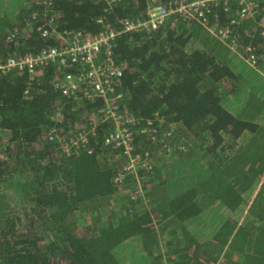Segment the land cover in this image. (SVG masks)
<instances>
[{
    "label": "trees",
    "instance_id": "obj_1",
    "mask_svg": "<svg viewBox=\"0 0 264 264\" xmlns=\"http://www.w3.org/2000/svg\"><path fill=\"white\" fill-rule=\"evenodd\" d=\"M193 1L0 5V64L113 30L122 70L107 101L64 92L80 62L0 69V264H264V183L241 220L264 176V40L246 36L252 22L232 26L253 68L227 42L201 40L200 11L124 31ZM227 2L208 27L228 25ZM115 117L128 152L111 138Z\"/></svg>",
    "mask_w": 264,
    "mask_h": 264
},
{
    "label": "built area",
    "instance_id": "obj_2",
    "mask_svg": "<svg viewBox=\"0 0 264 264\" xmlns=\"http://www.w3.org/2000/svg\"><path fill=\"white\" fill-rule=\"evenodd\" d=\"M227 1L228 0H195L189 4H181L175 10L159 5L150 11L149 19L143 23L126 21L124 23V31H131L141 27L155 30L162 25L172 13L187 12L192 16L194 15V11H200L199 16L202 18V24L208 31L221 41L228 42L230 48L244 58L249 66L257 68L259 61L254 47L250 43L243 44L240 35L233 37L232 26H240V31L246 22H252V25L255 26V30L254 32H248L246 36L248 38H255L256 35H259V37L264 40V17L262 18V16H264V0H230V2L237 5L235 8L237 18L232 19L225 27H220L218 23L212 28L208 27L206 25V13L211 12L220 2H223L226 6L225 10H228L230 3ZM120 32L121 31L114 32L111 30L106 34L95 37L75 34L71 37L68 46L62 51L52 48L43 50L36 56L26 55L21 59H9L6 64H0V69L5 71V68H12L15 66L19 68H23L26 65L35 66L43 61H54L56 58H59L62 64L67 60H70L72 63L80 62L81 68L78 69L77 74H69L66 76L64 92L68 94L71 90H81L82 88L87 95L103 97L108 101L110 94L114 93L116 90V80L122 77V70L115 64L111 53L112 40H114ZM107 114H111L109 110ZM115 119L117 121V132L111 136V138L118 139V145L122 142L127 145L126 150L128 152L131 147L126 144V136L129 138L130 134L126 129H120L122 126H125V122L120 123L121 117H115ZM127 122H133V119L128 118ZM79 136L83 138V135ZM110 140L111 139L108 138L107 142H110ZM136 162L137 160L133 158L126 170H133ZM121 179L122 176L117 178L116 181Z\"/></svg>",
    "mask_w": 264,
    "mask_h": 264
},
{
    "label": "rangeland",
    "instance_id": "obj_3",
    "mask_svg": "<svg viewBox=\"0 0 264 264\" xmlns=\"http://www.w3.org/2000/svg\"><path fill=\"white\" fill-rule=\"evenodd\" d=\"M17 2H18V0H0V5H2V6H7V8L4 7V8H6V9H11L12 7L15 6V3H16V5H17ZM15 7H16V6H15ZM202 34H203L202 36L200 35L201 40H202V41H205V42H207V43L210 42V41H211V42H215V41L218 40V39H217L215 36H213L212 34L209 35L210 33H207V31H206V33L203 32ZM196 44H198V42H196ZM238 56H239V55H238ZM240 57H241V56H240ZM246 64H247V63H246ZM247 65H248V64H247ZM248 66H249V65H248ZM167 158H168V157H167ZM134 171H136V170H134ZM139 181H141V179H140ZM263 183H264V176H262V178L260 179L259 184L256 185V188L254 189V191H253V193H252V195H251L249 201L247 202L246 209H245V211H244V214H243L241 220H243L245 214H246L248 211L251 210L252 205L255 203V201H257L258 196H259V192H260V190H261V188H262ZM155 225H156V224H155ZM156 226H157V225H156ZM85 236H88V232H86V235H85Z\"/></svg>",
    "mask_w": 264,
    "mask_h": 264
},
{
    "label": "clouds",
    "instance_id": "obj_4",
    "mask_svg": "<svg viewBox=\"0 0 264 264\" xmlns=\"http://www.w3.org/2000/svg\"><path fill=\"white\" fill-rule=\"evenodd\" d=\"M235 18H237V14L236 13H234V15L231 17V19L229 20V22L232 20V19H235ZM199 22H201V24H202V21H199ZM228 22V23H229ZM249 22H246L245 24H248ZM202 26L204 27V29L207 31V33H210L209 35H211L212 33L210 32V31H208V29L202 24ZM212 28V27H211ZM213 35V34H212ZM214 36V35H213ZM216 37V36H215ZM217 38V37H216ZM218 39V38H217ZM218 41H221L220 39H218ZM221 42H223V41H221ZM226 43V42H225ZM227 44L229 45V43L227 42ZM234 51V50H233ZM237 55H239L236 51H234ZM240 56V55H239ZM242 58V57H241ZM242 59H244V58H242ZM244 61H245V59H244ZM246 62V61H245ZM247 63V62H246ZM248 64V63H247Z\"/></svg>",
    "mask_w": 264,
    "mask_h": 264
}]
</instances>
